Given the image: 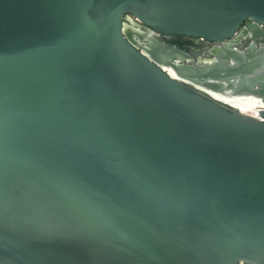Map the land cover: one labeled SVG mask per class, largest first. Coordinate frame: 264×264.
<instances>
[{
  "label": "water",
  "instance_id": "water-1",
  "mask_svg": "<svg viewBox=\"0 0 264 264\" xmlns=\"http://www.w3.org/2000/svg\"><path fill=\"white\" fill-rule=\"evenodd\" d=\"M263 39L264 0H0V264H264Z\"/></svg>",
  "mask_w": 264,
  "mask_h": 264
},
{
  "label": "flooded vegetation",
  "instance_id": "flooded-vegetation-1",
  "mask_svg": "<svg viewBox=\"0 0 264 264\" xmlns=\"http://www.w3.org/2000/svg\"><path fill=\"white\" fill-rule=\"evenodd\" d=\"M249 24L250 22L246 21L242 25V28L248 26ZM153 37L160 44L171 45L172 47L177 48L181 52L188 54L191 57V60L188 62L186 61L184 65L190 63L197 64L199 62L202 63L204 61L210 60L212 58L211 52L219 47H222V43L208 42L193 38H187L184 36L173 35L170 37H165L162 35H154ZM238 42L239 44L235 47V49L239 52H243L249 49L252 45V42L248 38H240ZM138 43L142 48H144L146 47L148 42L138 41ZM262 47H264V39L257 43V48ZM226 105L237 111L241 109H260L259 105L251 104V102H246L241 99L236 102H227Z\"/></svg>",
  "mask_w": 264,
  "mask_h": 264
}]
</instances>
